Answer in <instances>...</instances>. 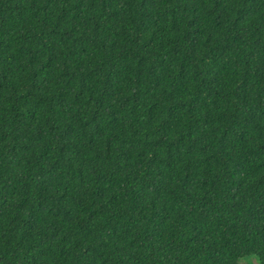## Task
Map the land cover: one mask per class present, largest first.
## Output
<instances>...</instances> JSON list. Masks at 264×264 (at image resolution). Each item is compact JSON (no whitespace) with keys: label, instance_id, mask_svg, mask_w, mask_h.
Returning a JSON list of instances; mask_svg holds the SVG:
<instances>
[{"label":"trees","instance_id":"1","mask_svg":"<svg viewBox=\"0 0 264 264\" xmlns=\"http://www.w3.org/2000/svg\"><path fill=\"white\" fill-rule=\"evenodd\" d=\"M264 264V0H0V264Z\"/></svg>","mask_w":264,"mask_h":264},{"label":"rangeland","instance_id":"2","mask_svg":"<svg viewBox=\"0 0 264 264\" xmlns=\"http://www.w3.org/2000/svg\"><path fill=\"white\" fill-rule=\"evenodd\" d=\"M240 264H258L256 257L249 256L240 260Z\"/></svg>","mask_w":264,"mask_h":264}]
</instances>
